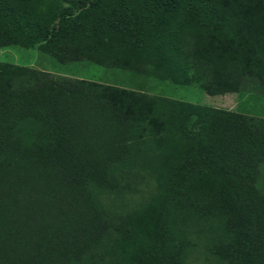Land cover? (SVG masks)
I'll list each match as a JSON object with an SVG mask.
<instances>
[{
  "label": "trees",
  "instance_id": "obj_1",
  "mask_svg": "<svg viewBox=\"0 0 264 264\" xmlns=\"http://www.w3.org/2000/svg\"><path fill=\"white\" fill-rule=\"evenodd\" d=\"M0 0V46L230 112L0 62V264H264V0ZM29 29V30H28Z\"/></svg>",
  "mask_w": 264,
  "mask_h": 264
},
{
  "label": "rangeland",
  "instance_id": "obj_2",
  "mask_svg": "<svg viewBox=\"0 0 264 264\" xmlns=\"http://www.w3.org/2000/svg\"><path fill=\"white\" fill-rule=\"evenodd\" d=\"M84 0H37L29 9V22L47 24L55 27L59 19L66 11L75 14L81 7ZM29 30V29H28ZM0 62L9 65L22 67L30 70L47 73L49 76L65 75L74 78L91 79L103 83L129 86L142 93L185 101L191 104L226 110L230 112L249 111L250 109L242 105L234 94L208 95L200 88L177 87L168 82L160 83L154 81L149 76L138 74L133 80H124L106 70L95 67L61 68L53 64L48 57L41 54L36 48L22 47L18 45L0 46ZM264 176V168L261 171ZM193 264H206L201 259H197Z\"/></svg>",
  "mask_w": 264,
  "mask_h": 264
}]
</instances>
